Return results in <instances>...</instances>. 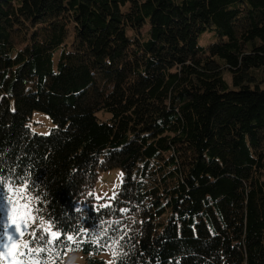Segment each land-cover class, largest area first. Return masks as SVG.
Instances as JSON below:
<instances>
[{
	"label": "trees",
	"instance_id": "trees-1",
	"mask_svg": "<svg viewBox=\"0 0 264 264\" xmlns=\"http://www.w3.org/2000/svg\"><path fill=\"white\" fill-rule=\"evenodd\" d=\"M263 68L264 0H0L3 195L84 241L55 264H264Z\"/></svg>",
	"mask_w": 264,
	"mask_h": 264
},
{
	"label": "snow or ice",
	"instance_id": "snow-or-ice-1",
	"mask_svg": "<svg viewBox=\"0 0 264 264\" xmlns=\"http://www.w3.org/2000/svg\"><path fill=\"white\" fill-rule=\"evenodd\" d=\"M123 174L121 173V176ZM4 180L0 178V200L6 201L3 207H0V264H55V260L49 259L50 254L56 247L64 241L81 244L84 241H76L73 235H67L59 230L54 222L47 221L41 217V225L35 228L29 235L30 240L20 241L24 236L30 223H35L36 213L39 209L31 207V198L27 197L28 185L24 184L20 189H14L9 186V192L12 195H3ZM113 199L115 196L112 197ZM106 207L107 205H102ZM125 211V210H122ZM116 223H119L116 221ZM81 231H87L82 229ZM107 235L105 230L103 235H98L95 243L99 244L104 236ZM119 239L112 238L113 258L118 255L116 249L122 247ZM58 254V253H57Z\"/></svg>",
	"mask_w": 264,
	"mask_h": 264
},
{
	"label": "rangeland",
	"instance_id": "rangeland-1",
	"mask_svg": "<svg viewBox=\"0 0 264 264\" xmlns=\"http://www.w3.org/2000/svg\"><path fill=\"white\" fill-rule=\"evenodd\" d=\"M216 41L217 39L212 32H206L199 37L198 45L205 48L209 44L215 43ZM257 75L260 80L259 87L261 89H264V68L261 70H257ZM225 78L229 86L232 87L231 77L226 74ZM52 127L53 125L51 123V120L47 115L38 112H34L31 115L30 130L32 132L40 135H47L49 134ZM121 181V171L118 169L98 173L95 186L92 191L94 199L99 202L98 206L107 204L108 200L112 199V197L115 196V193L120 186ZM4 203H6V201L0 200V207H3ZM0 223H2V217H0ZM35 223H30L26 234L20 237L21 242L26 241L31 230V225ZM103 258L111 264V260L109 258H106L104 256ZM62 264H83V257L78 253H68L66 255L64 263Z\"/></svg>",
	"mask_w": 264,
	"mask_h": 264
}]
</instances>
